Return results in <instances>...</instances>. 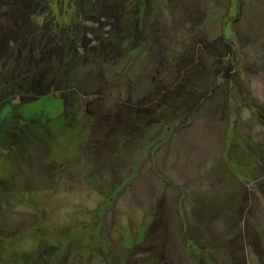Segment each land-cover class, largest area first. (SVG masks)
I'll list each match as a JSON object with an SVG mask.
<instances>
[{
    "label": "rangeland",
    "instance_id": "1",
    "mask_svg": "<svg viewBox=\"0 0 264 264\" xmlns=\"http://www.w3.org/2000/svg\"><path fill=\"white\" fill-rule=\"evenodd\" d=\"M48 1L117 55L78 50L65 113L0 85V264H264V0Z\"/></svg>",
    "mask_w": 264,
    "mask_h": 264
},
{
    "label": "trees",
    "instance_id": "2",
    "mask_svg": "<svg viewBox=\"0 0 264 264\" xmlns=\"http://www.w3.org/2000/svg\"><path fill=\"white\" fill-rule=\"evenodd\" d=\"M43 1L0 0V85L4 84L5 89L10 88L11 91L8 92H11L10 95L18 97V103L20 104L35 100L43 95L57 93L63 100L65 113L68 97L64 93L69 92L70 89L67 87L76 84L73 82V73L75 68H77V63L84 57L81 51L85 50L88 52L89 49L93 50L94 62L101 57L108 58L112 62L117 55L116 42L110 37L113 23L106 33V37H101V39L104 38L106 41L96 38L91 43L86 37L87 34H82V31L79 32V27L75 26L74 22L69 20L65 24H60L56 19L55 23L50 21V9L48 12L45 3H49V1ZM71 4L72 2L69 0L62 2V6ZM116 4L118 5L119 2L116 1ZM136 8H139V11H144L148 8L150 10L148 2L139 4L136 1ZM131 11L132 8L129 9L127 16L131 20L134 15V23H132L135 31L133 33L128 32L131 37L126 42L132 45L136 42H149L148 32L151 28L146 30L143 27L144 23H139L140 17L138 16V18L133 13L134 11L132 13ZM103 14L101 17L105 16ZM115 17L116 21L124 17V14L119 10V5ZM111 18L114 19L113 17ZM92 21L96 20L92 19ZM97 21L99 22V20ZM112 21L114 20L109 21L108 24ZM230 38V36L223 35V37H219L215 45L219 47L221 45L219 42H223L227 47L232 46ZM86 40L88 42H85ZM78 50H81L80 53H78ZM196 53H198V49H196ZM230 62L233 63V60L231 59ZM21 77L23 78L20 79ZM44 82L47 83L45 84ZM17 86L22 90L17 89ZM5 100L1 101L6 103ZM1 101L0 104H2ZM7 130L9 132V128L5 131ZM13 131L14 128L12 129ZM21 139L20 137L17 142ZM7 140L11 142V147H13L14 143L12 142L16 140L11 137L7 138ZM18 146L16 143L15 147ZM259 209L261 210V208ZM216 212L213 210L212 216L213 214L216 216ZM54 249L55 246L53 247ZM46 258L49 257L46 256ZM38 259L41 262L43 261L41 257H38Z\"/></svg>",
    "mask_w": 264,
    "mask_h": 264
}]
</instances>
